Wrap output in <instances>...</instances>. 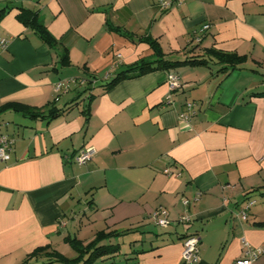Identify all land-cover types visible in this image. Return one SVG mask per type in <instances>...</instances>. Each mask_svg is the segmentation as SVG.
<instances>
[{
  "label": "crops",
  "instance_id": "0c3cea01",
  "mask_svg": "<svg viewBox=\"0 0 264 264\" xmlns=\"http://www.w3.org/2000/svg\"><path fill=\"white\" fill-rule=\"evenodd\" d=\"M19 7L37 12L54 46L17 18ZM146 36L175 59L212 47L246 60L227 70L215 59L158 69L105 89L124 66L153 58L139 40ZM0 37V104L64 109L50 119L0 115V132L14 139L9 160L0 161V264L58 246L92 213L101 229L150 236L105 264H180L189 234L199 240L193 264H232L244 255L243 240L264 248V0H173L167 9L155 0H0ZM85 68L93 81H78ZM169 73L180 83L174 90ZM67 78L74 81L55 91ZM85 146L95 154L75 163ZM159 207L169 223L152 235L150 214ZM253 264H264V251Z\"/></svg>",
  "mask_w": 264,
  "mask_h": 264
},
{
  "label": "trees",
  "instance_id": "16d2710c",
  "mask_svg": "<svg viewBox=\"0 0 264 264\" xmlns=\"http://www.w3.org/2000/svg\"><path fill=\"white\" fill-rule=\"evenodd\" d=\"M16 16L23 24L32 28L47 45L51 47L55 45L56 39L51 36L45 25L38 19L35 10L19 7ZM109 28L133 40L131 33L122 31L118 27H112L110 24ZM139 40L150 45L153 58H140L124 66L113 77L101 84L105 89H110L123 79L138 77L158 69L169 70L182 65L206 64L209 60L215 59L222 65L221 69L227 70L240 67L246 60V56L243 54L222 51L212 47L205 48L202 55H191L184 59H175L166 54L155 39L146 36L139 37ZM60 63L65 66L70 65L67 50L61 55ZM6 111L19 113L30 119H50L63 113L64 109L58 108L54 102H50L49 106L35 107L22 102L6 101L0 104V115ZM123 235H125L124 231L114 228L97 230L92 239L87 242L66 235L64 240L76 250L77 254L75 256L67 257L53 248L51 244H45L36 247L19 264H96L97 260H111L110 262H112L113 258L120 254V243L116 241ZM132 259L126 258L124 262L128 263Z\"/></svg>",
  "mask_w": 264,
  "mask_h": 264
},
{
  "label": "built area",
  "instance_id": "2783aa9c",
  "mask_svg": "<svg viewBox=\"0 0 264 264\" xmlns=\"http://www.w3.org/2000/svg\"><path fill=\"white\" fill-rule=\"evenodd\" d=\"M157 5L163 9H167L172 6L173 0H155ZM209 27L208 24L202 26L201 30H206ZM199 39V38H197ZM7 46V39L0 37V48H5ZM74 81V78L61 79L57 81L54 85L55 91L66 90L69 84ZM167 84L169 90H174L180 86L179 80L176 75L169 73L167 75ZM187 112L181 114L183 120L189 118L192 112V103L188 102L186 104ZM14 139L7 133L0 132V161L6 162L10 158L11 151L13 149ZM95 149L90 146H85L79 149L73 156L72 159L77 164H85L89 161L95 154ZM184 204H187V200H183ZM253 203V201H246L244 205L241 206L240 213L241 217H246L247 208ZM150 218L152 222L160 227H164L169 223L168 213L166 209L159 207L155 209L151 214ZM190 220L189 216L182 215L179 218L181 222H188ZM198 237L196 234H189L184 237L182 241V252H181V263L180 264H193L198 259ZM244 255L242 257L236 258L232 264H253L257 257L264 251L262 247H255L250 245L246 241H242Z\"/></svg>",
  "mask_w": 264,
  "mask_h": 264
},
{
  "label": "rangeland",
  "instance_id": "374dc122",
  "mask_svg": "<svg viewBox=\"0 0 264 264\" xmlns=\"http://www.w3.org/2000/svg\"><path fill=\"white\" fill-rule=\"evenodd\" d=\"M212 68H214V66H212ZM82 74H83L82 78L80 80L78 79V81H81V82L90 81L91 82L95 79L93 77L92 73H89L86 68L83 69ZM81 216H83V215L81 214ZM88 216L90 217V221H88V219L86 217H83V219H82L83 225L81 227L80 232L77 231L76 229H69V227H68V233L67 234H69L71 237L83 239V238H85L84 236H86L84 234H86L87 232L89 233L91 229L92 230L93 229L98 230V229H101L104 227L103 220L98 218V216H95V214H93V213L89 214ZM148 228L151 231H153V232H151L152 235L154 232H159L161 230L160 226H157L154 224L153 225L149 224ZM148 234L149 233H146V232L134 231V232L125 234L123 236H120L116 241V242L120 243V254L117 257L122 258L123 254L125 252H127V251L129 252L133 248H141L142 246H145L144 245L145 240H147V238L150 237ZM88 240H90V239H87V241ZM134 240H136V241H134ZM54 248L67 257H73L77 254L76 250L72 246H70V244L68 242L67 243L66 242L60 243L58 246H56ZM105 263H106V260L105 261L97 260V264H105Z\"/></svg>",
  "mask_w": 264,
  "mask_h": 264
}]
</instances>
